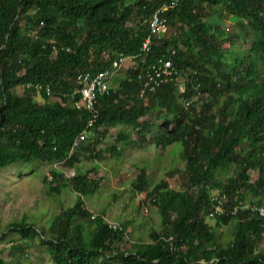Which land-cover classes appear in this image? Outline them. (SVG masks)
<instances>
[{"label":"trees","instance_id":"16d2710c","mask_svg":"<svg viewBox=\"0 0 264 264\" xmlns=\"http://www.w3.org/2000/svg\"><path fill=\"white\" fill-rule=\"evenodd\" d=\"M172 1L0 0V170L43 164L47 198L75 194L48 227L11 224L0 241L10 233L22 241L0 256L26 259L36 239L52 264H264V218L252 210L264 204V0H176L160 15L169 31L152 38L140 61L144 21ZM120 57L133 66L97 98L92 135L69 156L91 117L75 108L78 76L109 71ZM160 58L178 77L143 89L138 74ZM151 141L162 151L180 146V164L163 174L183 180L181 190L159 182L148 191V162L134 165L131 191L156 207L157 225L143 233L135 218L108 222L119 192L90 213L86 198L106 180L100 166L116 176L125 153ZM81 156L93 163L85 167ZM218 202L223 212L210 217Z\"/></svg>","mask_w":264,"mask_h":264},{"label":"rangeland","instance_id":"374dc122","mask_svg":"<svg viewBox=\"0 0 264 264\" xmlns=\"http://www.w3.org/2000/svg\"><path fill=\"white\" fill-rule=\"evenodd\" d=\"M226 25L230 30L231 24L227 22ZM239 46L241 49L248 48V44L241 42ZM132 66L133 62L126 61L117 74H123ZM178 81L180 88L183 89V79L180 78ZM158 125H161V122ZM153 136L149 134V138L153 139ZM114 141V130H111L108 137L100 144V148L105 151L114 144ZM179 150L180 146L176 144L162 151L151 141L128 150L125 153L128 161L120 165L116 176L111 175L109 166H100L97 176H104L106 180L100 194L86 198V209L92 214L99 213L100 209L108 205L114 194L119 192L120 195L109 206L106 220L118 223V219L135 218L143 224L142 232L145 233L149 228L157 225L158 214L155 206L148 201H143V194L131 191V184L138 174L134 165H140L142 160L148 162V173L152 178L148 191L159 182H164L169 189L181 190L183 180L180 177L169 178L163 174L166 169L180 164ZM80 160L85 163V167L93 163L82 156ZM43 167L44 165L41 164L32 169L33 166L29 164L26 166L14 164L0 170V234L5 233L11 224L21 222L24 218H27V223L36 224L38 227H48L54 216L74 204L75 194L66 189H62L59 194H54L51 199L47 198L45 193L47 189L43 182ZM65 173L68 177L74 175L70 168L65 169ZM250 175L252 178L256 177L255 173ZM59 201L62 204H59ZM1 240L0 249H7L13 243L22 241L17 233L6 234ZM0 257L6 261V264H52L36 239H33V245L26 250V259L9 253L8 250H5Z\"/></svg>","mask_w":264,"mask_h":264},{"label":"built area","instance_id":"2783aa9c","mask_svg":"<svg viewBox=\"0 0 264 264\" xmlns=\"http://www.w3.org/2000/svg\"><path fill=\"white\" fill-rule=\"evenodd\" d=\"M175 4L176 0H173L170 6H168L167 4H163L152 14V16L148 20L144 21L145 24H148L149 34L142 44V55L137 57L140 61H144L145 56L150 52L152 38L167 32L168 27L166 20L162 19L160 15L168 8L174 7ZM126 61L132 62V59L120 57L118 60L112 63L111 70L109 71L100 72L92 77L88 74L78 76V80L82 83V87L77 92L80 96V99L75 103V108L77 110L84 109L88 111L91 117L88 120L85 128L77 135V137L72 142L69 156L83 141H85L89 136L92 135L91 131L98 117V113L95 109V102L99 96L108 94L111 79L122 69ZM177 77L178 70L173 65L172 61L170 59L163 58H160L153 64H149L138 74L139 80H141L143 83V89L149 91H153L156 88L160 87L162 84ZM34 89L40 91L42 90V86L35 85ZM45 93L47 95H50V90L48 87H45ZM188 104L189 102H185V106H188ZM48 178L49 180L51 179L50 176ZM243 208L247 209L248 206H245ZM252 210L258 213L260 217L264 218V204L262 206L252 208ZM234 211H236V209H234ZM222 212L223 210L221 207V203L218 202L214 207V211L210 213L209 216L213 217L214 215L220 214ZM91 218H94V215H92Z\"/></svg>","mask_w":264,"mask_h":264}]
</instances>
